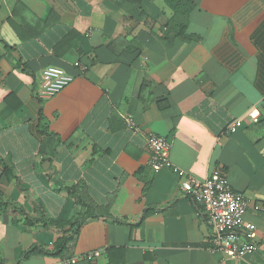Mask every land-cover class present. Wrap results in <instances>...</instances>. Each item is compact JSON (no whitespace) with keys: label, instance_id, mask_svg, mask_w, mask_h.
Masks as SVG:
<instances>
[{"label":"crops","instance_id":"0c3cea01","mask_svg":"<svg viewBox=\"0 0 264 264\" xmlns=\"http://www.w3.org/2000/svg\"><path fill=\"white\" fill-rule=\"evenodd\" d=\"M184 5L0 0V264H264V0ZM48 67L73 82L43 98ZM149 134L170 146L158 172ZM213 172L245 197L253 254L210 251L181 185Z\"/></svg>","mask_w":264,"mask_h":264},{"label":"built area","instance_id":"2783aa9c","mask_svg":"<svg viewBox=\"0 0 264 264\" xmlns=\"http://www.w3.org/2000/svg\"><path fill=\"white\" fill-rule=\"evenodd\" d=\"M75 66H79L76 64ZM86 71V68H82ZM73 82V78L62 69L48 67L42 72L40 96L52 98ZM247 118L253 123L260 117L257 109L248 111ZM128 129L137 134L140 131L131 118H126ZM243 126L241 118L230 122L222 135H232ZM147 151L150 154L149 166L154 172H158L169 157L170 146L166 140L153 134L147 135ZM180 176L184 173L174 169ZM182 193L196 206H199V214L204 223L211 230L209 238L210 251L221 254L231 260H236L243 255L253 254L258 247L254 243L255 226L246 223L244 218L247 213V202L241 193L232 190L228 178L220 172L208 175L203 183L185 179L181 185ZM100 252L90 253L82 257L91 261L99 258ZM78 259H70L58 264H76Z\"/></svg>","mask_w":264,"mask_h":264},{"label":"trees","instance_id":"16d2710c","mask_svg":"<svg viewBox=\"0 0 264 264\" xmlns=\"http://www.w3.org/2000/svg\"><path fill=\"white\" fill-rule=\"evenodd\" d=\"M126 1H130V2H132V4H134L136 6H139L140 3L142 2V0H126ZM164 1H165L166 5L170 9H173L174 11H177L178 9H182V7H185V5H184L185 0H164ZM176 13H178V12H176ZM78 190H81V189H78L75 187V189L72 190L71 194L74 192V194H72V195L78 196V199L80 202H84L85 204H88V206L90 205L92 207L93 212H99L98 208L96 206H94L93 204H91L90 200L87 199L85 197V195L83 193L79 192ZM0 206H1V204H0ZM55 225H56V223H55ZM68 241H69V238L66 237V235H63L56 242V244L54 246V251L57 254H61L65 250Z\"/></svg>","mask_w":264,"mask_h":264}]
</instances>
